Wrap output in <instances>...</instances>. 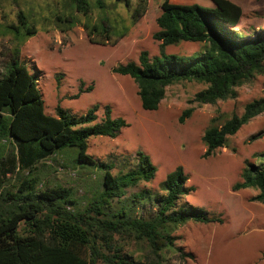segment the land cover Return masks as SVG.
<instances>
[{"label":"trees","instance_id":"16d2710c","mask_svg":"<svg viewBox=\"0 0 264 264\" xmlns=\"http://www.w3.org/2000/svg\"><path fill=\"white\" fill-rule=\"evenodd\" d=\"M115 1L129 4L128 0ZM210 1L212 8L164 0L153 34L159 42L160 55L151 57L143 51L137 62L113 69L114 74L133 80L144 111L157 110L166 88L181 81L205 85L194 96V102L215 105L234 99L237 88L264 74V31L250 29L243 34L238 29L242 9L229 0ZM95 6L104 7L103 0H95ZM89 7L88 0H63L67 15L58 17L56 27L60 32L68 31L79 23L78 15H88ZM15 18L16 24L0 25V36H10L12 41L0 69V160L4 147L1 143L11 146L1 164L7 168L1 173L4 178L14 176L17 183L11 191L3 179L0 181V264H140L131 261L125 252L126 242L145 246L148 256L144 264H165L171 252L188 258L190 255L181 252L173 234L189 222L210 221L201 210L176 205L187 191L188 179L180 167L160 184L158 192L162 194L141 190L128 195L131 188L154 178L155 169L148 157L137 153L136 167L118 175L112 174V165L102 164L101 190L82 208L76 207L69 190L58 186L37 188L39 179L34 172L43 161L73 150L75 163L81 168L94 165L86 155L87 140L115 138L126 124L122 119H113L108 110L99 124H93L94 110L84 117L61 109L55 116L47 115L37 79L20 54V47L36 31L21 9ZM83 28L88 30V24ZM90 30L109 38L110 27L105 20ZM87 37L92 40L90 33ZM181 43L206 47L188 57L165 53L166 47ZM262 93V97L244 106L241 115H232L222 124L217 118L211 120L202 137L204 157L224 148L230 136L264 113V82ZM190 114L191 110L184 111L179 122ZM247 188L258 189L259 194L251 201L264 204V153L256 164H247L242 182L232 190ZM147 204L154 207L152 214L137 216L135 212Z\"/></svg>","mask_w":264,"mask_h":264},{"label":"rangeland","instance_id":"374dc122","mask_svg":"<svg viewBox=\"0 0 264 264\" xmlns=\"http://www.w3.org/2000/svg\"><path fill=\"white\" fill-rule=\"evenodd\" d=\"M103 0L97 8L88 0L87 16L78 15V24L60 32L55 22L66 13L63 0H0V25L16 24L19 9L28 18L35 34L21 47L20 54L29 72L37 79L44 111L55 116L61 109L75 117H84L94 110L95 121L102 122L106 111L113 119H122L126 126L115 138L94 137L86 142V155L94 165L81 168L75 163L76 151L65 150L43 161L34 172L38 189L62 187L72 193L76 207L82 208L101 190L100 165H112L113 175L136 167V154L146 155L155 169L154 178L128 190L158 192L167 175L182 168L186 192L176 205H186L204 212L209 223L189 222L177 228L173 236L184 259L171 252L165 264H264V204L251 201L258 189L234 192L242 182L247 164H256L264 153V113L244 125L227 139L226 145L208 157L202 142L213 118L222 124L232 115H241L244 106L262 97L264 74L236 89V97L215 105H198L194 96L205 85L181 81L166 88L165 97L155 111H144L137 95V86L129 77L113 73V69L137 62L141 52L159 56V42L153 39L156 19L164 0ZM172 4L212 8L210 0H167ZM243 12L239 31H264V0H229ZM67 15V14H66ZM105 20L109 38L90 32V27ZM59 23V22H58ZM89 29L84 31L83 26ZM63 27V26H61ZM90 33V40L87 35ZM12 46L10 36H0V69ZM204 44L181 43L165 48L167 55L188 57L202 52ZM186 110L191 114L179 122ZM1 145L0 181L9 190L17 186L14 176H3L5 158L11 146ZM99 170V171H98ZM11 177V178H9ZM9 185V186H8ZM154 207L139 208L137 216L151 215ZM125 252L131 261L144 264L148 252L143 244L126 242Z\"/></svg>","mask_w":264,"mask_h":264}]
</instances>
